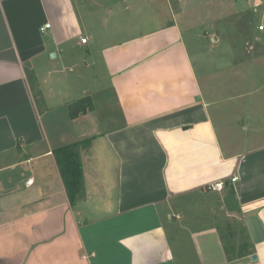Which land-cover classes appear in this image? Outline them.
<instances>
[{"label":"crops","instance_id":"1","mask_svg":"<svg viewBox=\"0 0 264 264\" xmlns=\"http://www.w3.org/2000/svg\"><path fill=\"white\" fill-rule=\"evenodd\" d=\"M189 2L0 0V264H264V140L243 142L264 133L218 127L180 22ZM77 53L102 62L105 121L93 97L68 115L93 94L62 88ZM88 139L72 206L53 151Z\"/></svg>","mask_w":264,"mask_h":264},{"label":"rangeland","instance_id":"2","mask_svg":"<svg viewBox=\"0 0 264 264\" xmlns=\"http://www.w3.org/2000/svg\"><path fill=\"white\" fill-rule=\"evenodd\" d=\"M183 4L180 22L196 71L209 93L207 97L218 103L220 110L214 113L218 127L228 122L235 138L236 132L252 134L257 126L264 133V32H260L264 0H190ZM69 60L65 63L68 86L63 90L93 91L90 97L102 110L98 114H104L105 121L111 114L108 104L113 95L102 62L87 67L83 53ZM62 65L60 61H49L45 74L62 69ZM58 113L65 115L66 109ZM243 140L252 145L264 139ZM193 209L209 210L207 201H197ZM185 210L181 213L186 214Z\"/></svg>","mask_w":264,"mask_h":264},{"label":"trees","instance_id":"3","mask_svg":"<svg viewBox=\"0 0 264 264\" xmlns=\"http://www.w3.org/2000/svg\"><path fill=\"white\" fill-rule=\"evenodd\" d=\"M94 110V103L90 96L72 102L68 105L70 119L74 120ZM92 144V140H84L70 145L56 148L53 151L64 186L72 206L77 205L86 197L83 153Z\"/></svg>","mask_w":264,"mask_h":264},{"label":"built area","instance_id":"4","mask_svg":"<svg viewBox=\"0 0 264 264\" xmlns=\"http://www.w3.org/2000/svg\"><path fill=\"white\" fill-rule=\"evenodd\" d=\"M50 28V24H47L44 28L45 29H48ZM260 31L264 32V25H260ZM88 42V39L87 38H83L82 39V43L83 44H86ZM238 180V178H233L232 179V182H236ZM225 182L224 181H219V182H214L212 184H210L207 189L209 191H213V192H222L224 189H225Z\"/></svg>","mask_w":264,"mask_h":264},{"label":"water","instance_id":"5","mask_svg":"<svg viewBox=\"0 0 264 264\" xmlns=\"http://www.w3.org/2000/svg\"><path fill=\"white\" fill-rule=\"evenodd\" d=\"M52 57H54V54H52ZM253 259L255 260V259H256V257H255V258L253 257Z\"/></svg>","mask_w":264,"mask_h":264}]
</instances>
